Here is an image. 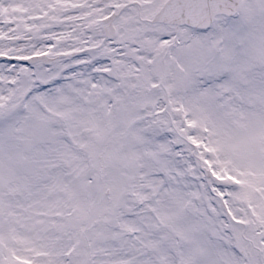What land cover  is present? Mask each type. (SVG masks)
<instances>
[{
	"label": "snow or ice",
	"instance_id": "snow-or-ice-1",
	"mask_svg": "<svg viewBox=\"0 0 264 264\" xmlns=\"http://www.w3.org/2000/svg\"><path fill=\"white\" fill-rule=\"evenodd\" d=\"M0 264H264V0H0Z\"/></svg>",
	"mask_w": 264,
	"mask_h": 264
}]
</instances>
